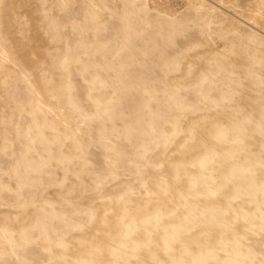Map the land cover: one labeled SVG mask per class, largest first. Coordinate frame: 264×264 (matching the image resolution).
Wrapping results in <instances>:
<instances>
[{
	"label": "rangeland",
	"instance_id": "rangeland-1",
	"mask_svg": "<svg viewBox=\"0 0 264 264\" xmlns=\"http://www.w3.org/2000/svg\"><path fill=\"white\" fill-rule=\"evenodd\" d=\"M0 264H264V0H0Z\"/></svg>",
	"mask_w": 264,
	"mask_h": 264
}]
</instances>
